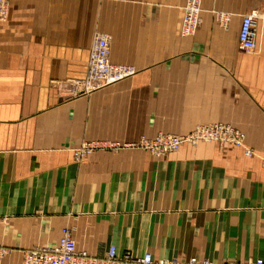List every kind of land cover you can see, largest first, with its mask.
Masks as SVG:
<instances>
[{
  "label": "crops",
  "instance_id": "1",
  "mask_svg": "<svg viewBox=\"0 0 264 264\" xmlns=\"http://www.w3.org/2000/svg\"><path fill=\"white\" fill-rule=\"evenodd\" d=\"M185 1L9 0L0 21V245L11 254L2 264L56 245L65 227L94 256L115 245L156 260L264 259V0H201L190 37L180 34ZM248 13L254 51L238 42ZM97 28L111 61L135 73L69 98ZM101 100L113 112L100 111ZM160 112L162 129L152 122ZM139 116L177 134L229 124L244 147L203 142L165 156L130 149L74 159L82 140H135L126 127Z\"/></svg>",
  "mask_w": 264,
  "mask_h": 264
},
{
  "label": "built area",
  "instance_id": "2",
  "mask_svg": "<svg viewBox=\"0 0 264 264\" xmlns=\"http://www.w3.org/2000/svg\"><path fill=\"white\" fill-rule=\"evenodd\" d=\"M201 0H186L183 6V18L180 34L190 37L196 34L201 24L202 4ZM9 0H0V21H3L8 13ZM256 14L248 13L242 18L238 42L244 51H254L256 42ZM220 22L226 29L230 20L224 15ZM111 46L109 38L97 34L92 42L87 61L86 76L76 82L77 90L81 87L83 93L92 92L126 78L135 73L134 68L115 64L110 61ZM200 141H212L218 144L230 146H243V134L235 127L225 123L198 125L190 132L180 134H168L162 136L159 143L153 144L155 152L178 151L184 143L196 144ZM98 146L107 149L109 143H99ZM93 149L88 145L83 149L75 150L76 160H81ZM11 251L0 245V264ZM21 264H264V259L255 258L243 262L215 263L207 258L191 257L188 259L164 258L154 259L150 252L135 255L132 252L119 253L115 245L109 246L103 255L94 256L87 250L78 249L70 228L65 227L62 235L54 246H39L22 252Z\"/></svg>",
  "mask_w": 264,
  "mask_h": 264
},
{
  "label": "rangeland",
  "instance_id": "3",
  "mask_svg": "<svg viewBox=\"0 0 264 264\" xmlns=\"http://www.w3.org/2000/svg\"><path fill=\"white\" fill-rule=\"evenodd\" d=\"M101 32L102 31L97 28L95 36L97 34H101ZM102 35H104V34H102ZM88 57H89V55H88ZM122 65H127V66H130V67L134 68V66H132V65H128V64H122ZM134 70H135V68H134ZM132 75H130V76L126 77V78H123L121 80H124V79L126 81L127 80H131ZM85 76H86V74H85ZM121 80H118L117 82H119ZM117 82H115V83H117ZM115 83H112V84H115ZM112 84H109V85H112ZM73 85L75 86L74 92L73 93L72 92L71 93H66L65 95H67V97H69V98H73V97L75 98V97H78V96H82V95L78 94V92H75L77 90L76 82H74ZM106 86H108V85H106ZM106 86H104V87H106ZM80 89H81V87L78 90H80ZM99 89H101V88H99ZM99 89H96V90H99ZM96 90H93L92 92H88V93H86V95H89V94L95 92ZM97 105H100V111H102V112H110V110L113 112L112 109H114V108H112V105H107L106 103L102 102V100ZM102 106H104V107H102ZM121 112H122V109L119 107V109H118V111L116 113L117 114H121ZM123 112H125V110H123ZM134 114H136V112H134ZM160 116H161V112L159 114L155 115V119H154V121H152L154 125L159 124L158 122L161 121ZM153 124H151V122H150L147 126H145V120L143 119V116H139L138 119L135 120L134 124L132 122H130L127 125V127H126L127 130L129 131V134H130V132L132 130H134L132 135L137 137V138L135 140H132V139H119V138H111V140L110 139L109 140L106 139L104 141H106L109 144H111V146L108 147L107 149L102 148L101 146H98L99 143H93L92 141H94V140H82L76 147L73 148L74 159L76 160V158H75V150L78 149V148L79 149L86 148L88 145H92L93 149H91L92 151L89 154H86L80 161H82L88 155H90L92 153H95V152L120 153V152H124L125 150H130V149H139V150H143V151H148L151 154H153V156H165V155H168L170 153L178 152L182 147H184L186 145L197 146L199 143L212 142V141H200V142H198L196 144L184 143L178 151H174V152L166 151V152H161V153L156 152V151L154 152L152 150V147L155 146V145H153V144L159 143V140H160V138L162 136H165V135H168V134H177V133L164 132V131H166L164 129L160 130L162 128H166L167 127V126H163L162 124H159V128H160V129H158L159 131L158 130L154 131L155 128H154ZM141 127H142L143 131L139 130V129H141ZM176 127H179V126H176ZM184 134H186V133H184ZM180 135H183V134H180ZM76 161H78V160H76ZM80 161H78V162H80ZM10 254H11V252L5 258H7Z\"/></svg>",
  "mask_w": 264,
  "mask_h": 264
},
{
  "label": "bare ground",
  "instance_id": "4",
  "mask_svg": "<svg viewBox=\"0 0 264 264\" xmlns=\"http://www.w3.org/2000/svg\"><path fill=\"white\" fill-rule=\"evenodd\" d=\"M8 9H9V7H8ZM105 36V35H104ZM92 45V44H91ZM111 46V45H110ZM110 61H111V59H110ZM112 62V61H111ZM112 63H114V62H112ZM115 64H117V63H115ZM81 79H83V78H81ZM80 80V79H79ZM79 80H75L74 82H77V81H79ZM75 92H78V94H80V95H84V94H86V93H83V91H82V88L80 89V90H76ZM93 143H108V142H106V141H104V140H94V141H92ZM78 161H80V160H78Z\"/></svg>",
  "mask_w": 264,
  "mask_h": 264
}]
</instances>
